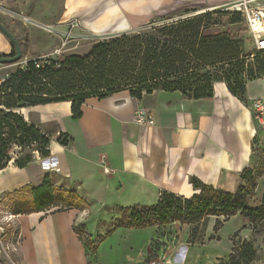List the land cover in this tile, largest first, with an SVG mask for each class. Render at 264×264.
<instances>
[{
  "label": "crops",
  "instance_id": "0c3cea01",
  "mask_svg": "<svg viewBox=\"0 0 264 264\" xmlns=\"http://www.w3.org/2000/svg\"><path fill=\"white\" fill-rule=\"evenodd\" d=\"M204 1L2 0L4 13L17 17L0 12V21L15 37L27 35L25 60L41 56L53 59L51 55L64 38L70 19L78 24V30L101 32L113 28L119 18L144 21L169 4ZM47 27L57 32H48ZM10 50V43L0 34V52L8 54ZM244 96V101L239 100L224 83L217 82L212 97L198 100L184 98L178 92H154L140 99L121 92L103 100H87L81 118L74 121L78 128L71 134L72 143L60 146L51 142L50 155L39 159L40 165L47 163L42 170L38 161H33L16 174L7 173V168L0 171V200L4 194L38 184L48 176L75 185V192L82 191L85 202L93 200L94 195L95 200L109 202L105 205L108 213L100 210L96 214L87 202L81 209L17 214L14 221L21 240L15 255L19 264H144L159 229L117 227L127 225L130 209L155 205L163 192L190 198L195 194L190 178L234 193L241 174L256 164L253 142L262 126L251 105L256 100L264 103V75L246 83ZM34 108H56L53 132L68 134L61 119H71L69 103ZM139 108L151 115L153 126L134 123ZM31 167L38 170L31 174ZM256 188V196L248 201L252 205V199H257L254 207L260 205L264 194V173ZM109 214L112 217L105 222ZM209 219L214 221L212 229L216 218ZM233 220L236 224L228 237L230 248L233 239L252 240L250 223L238 214L217 232H207L208 238L218 240L220 230ZM77 225L91 246L83 242ZM134 236L141 238L140 243L130 241Z\"/></svg>",
  "mask_w": 264,
  "mask_h": 264
},
{
  "label": "trees",
  "instance_id": "16d2710c",
  "mask_svg": "<svg viewBox=\"0 0 264 264\" xmlns=\"http://www.w3.org/2000/svg\"><path fill=\"white\" fill-rule=\"evenodd\" d=\"M243 20L238 12L216 9L133 34L97 40L84 55L48 59L38 69V58L16 65L0 82V171L10 163L13 148L18 149L13 164L24 169L33 161L34 154L48 157L51 142L68 146L73 141L66 133L44 132L29 123L19 113L22 109L65 102L70 104L71 119L78 120L89 99L103 100L121 92L135 99L154 92H178L184 98L198 100L212 97L217 82L224 83L233 96L244 101L246 83L264 75L259 68L264 52L245 48V38L235 28ZM0 22L11 32L4 21ZM214 27L219 29L211 30ZM15 38L24 59L28 56V37ZM10 46L8 56L14 55ZM254 65L258 67L257 73L252 69ZM255 169L241 174V183L234 193L190 178L195 192L190 198L163 192L155 205L130 209L128 224L117 227L159 229L178 223L191 227L189 244H193V229L201 222L215 217L212 229L217 232L224 222L238 214L257 234L256 226L264 221V194L258 207L248 204L256 179L262 175L260 170L254 174ZM59 204L65 210L86 205L73 191L54 193L48 176L38 186L26 185L5 194L0 201V206H8L16 215L49 210ZM256 260L257 251L251 240L233 239L227 259L218 262L253 264ZM0 264L9 263L0 259Z\"/></svg>",
  "mask_w": 264,
  "mask_h": 264
},
{
  "label": "rangeland",
  "instance_id": "374dc122",
  "mask_svg": "<svg viewBox=\"0 0 264 264\" xmlns=\"http://www.w3.org/2000/svg\"><path fill=\"white\" fill-rule=\"evenodd\" d=\"M237 0H207L204 2L193 3V4H180V3H173L169 4L160 10H158L155 14L146 18L144 21L138 20H131L125 18H119L117 23L113 26V28L105 31H98V32H85L83 30L73 29L69 32V27L65 28L64 35H70L71 38L74 39V43H71L70 46H75V48L69 47V50L61 53L58 56H53V59H56L62 55H72V54H79L84 55L87 53L92 46L93 43L97 40H103L111 36H117L120 34H133L139 32L143 29H150L152 27H159L165 24H169L173 21L182 20L185 18L197 16L203 14L207 11H212L216 9H225L232 11V8ZM261 4H264V0L258 1ZM71 7V6H70ZM69 21H73L70 19ZM68 25V23L66 24ZM237 29L241 30V35L245 38V48L247 50H253V40L246 28V24L244 20L241 23L236 25ZM219 28L214 27L211 30L217 31ZM74 44V45H73ZM11 50L8 54H3L0 52V56H8L10 55ZM261 60L260 69L264 70V57ZM25 58L21 59L18 64L24 63ZM4 65L0 64V79L1 77L11 72L16 65ZM254 72L257 73L258 67L254 65L252 67ZM91 109V106L88 107ZM20 114L23 115L26 121L29 123L35 124L38 128H40L44 132H53L55 130L53 127L57 125L56 115L58 111L56 108H28L22 109L19 111ZM69 117H63L61 119V124L65 132L72 138L71 134L75 133V129L78 128V124ZM79 137V134H77ZM55 143V142H54ZM254 155L257 162V169L253 170L254 174L261 171L262 175L260 178L256 179V183H260V179L264 173V134L263 129L260 128L259 130V137L256 140V143L253 147ZM11 161L7 165V173L16 174L18 173V168L15 167L13 161L18 158V149L13 148L10 153ZM40 157L37 154H34L33 161H39ZM32 161V162H33ZM55 160H53L54 162ZM30 164V163H29ZM28 164V165H29ZM47 164V163H46ZM46 164L40 165V170L44 168ZM28 165L25 167L27 168ZM38 168L31 167L29 169V173H34ZM6 173V174H7ZM50 179V178H49ZM42 181V180H41ZM40 181V182H41ZM52 189L54 193L57 190H62L63 192H75L76 188L75 185L69 184V182H58L56 179H50ZM31 185V186H38L40 184ZM261 188V184H260ZM257 188L253 191V196H256ZM259 192V191H258ZM76 193V192H75ZM78 193V194H77ZM77 196L81 198H85L82 194V191L79 193L77 192ZM5 195V194H4ZM96 195L93 196V200H87L90 207L93 211L97 214L100 210L103 212L108 213L107 208L105 205H108L106 202H101L95 200ZM16 199V197H15ZM85 202L83 199H81ZM257 201V199H252V205ZM85 202V203H87ZM259 202V201H258ZM103 206L101 207V204ZM106 203V204H105ZM251 204V203H250ZM105 208V209H103ZM55 210H65V206L59 204L57 207H52L47 211H55ZM112 216L107 215L105 222H109ZM102 220V218H98ZM213 219H206L204 222H201L194 230V242L193 244H189V234L191 232V227L186 225H179L178 223H170L169 227L165 226L159 228V232L157 233V237L152 240L151 242V249L147 254V257L144 261V264H219L218 261L226 260L229 253H230V244L228 243V237L232 234V229L235 227L236 221L233 220L227 223L218 233V240H207V232L209 233L212 231L211 226L213 224ZM128 224V223H127ZM173 225V226H172ZM174 225H176L175 228ZM180 226V227H179ZM252 228V227H250ZM77 232L79 233L83 242L87 245V247L91 246L90 241L83 236L82 230H80V226L77 225L76 227ZM257 234L254 232L251 233L252 235V243L254 248L257 251V260L253 264H264V221L259 223L256 226ZM130 241L133 243H140L141 238L134 236L130 238ZM98 241H95L96 244ZM13 260L17 261V257L15 253L12 254Z\"/></svg>",
  "mask_w": 264,
  "mask_h": 264
},
{
  "label": "built area",
  "instance_id": "2783aa9c",
  "mask_svg": "<svg viewBox=\"0 0 264 264\" xmlns=\"http://www.w3.org/2000/svg\"><path fill=\"white\" fill-rule=\"evenodd\" d=\"M259 0H237L232 8V11L238 12L242 15L246 28L253 40V50L264 52V4L258 2ZM0 12H5L4 7L0 4ZM11 17H17L12 13H4ZM26 20V19H24ZM69 32L78 28V24L73 20L68 22ZM48 32L56 33L57 30L53 27H47ZM70 42H75L70 35L64 36L59 47L53 52L51 56H58L61 53L69 50L68 45ZM75 48V46H74ZM40 61L35 64L38 69L42 63L49 59V56H41L38 58ZM28 60V59H27ZM25 60L24 63L27 61ZM21 63V64H24ZM8 77L5 74L0 82ZM255 112V118L260 122L263 134V116H264V103L256 100L251 105ZM134 123L140 127L153 126L154 121L148 112L139 108L134 114ZM257 167L255 164L253 168ZM1 201V200H0ZM16 214L8 206H0V259L6 260L9 264H19L13 260L12 254L16 252L18 244L20 243V234L15 224ZM159 264V263H153Z\"/></svg>",
  "mask_w": 264,
  "mask_h": 264
},
{
  "label": "water",
  "instance_id": "95a60500",
  "mask_svg": "<svg viewBox=\"0 0 264 264\" xmlns=\"http://www.w3.org/2000/svg\"><path fill=\"white\" fill-rule=\"evenodd\" d=\"M0 34L4 36L14 48V55L0 56V64H4V65L18 64L21 60L20 45L16 40L15 36H13V34L9 32L1 22H0Z\"/></svg>",
  "mask_w": 264,
  "mask_h": 264
}]
</instances>
